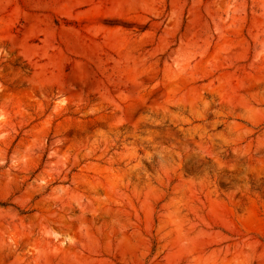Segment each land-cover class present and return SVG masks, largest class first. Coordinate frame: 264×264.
<instances>
[{"label": "rangeland", "instance_id": "rangeland-1", "mask_svg": "<svg viewBox=\"0 0 264 264\" xmlns=\"http://www.w3.org/2000/svg\"><path fill=\"white\" fill-rule=\"evenodd\" d=\"M0 264H264V0H0Z\"/></svg>", "mask_w": 264, "mask_h": 264}]
</instances>
